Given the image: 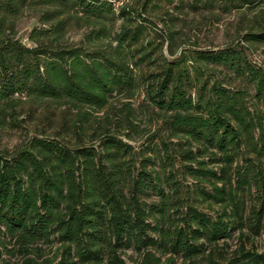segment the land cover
<instances>
[{
  "label": "trees",
  "instance_id": "1",
  "mask_svg": "<svg viewBox=\"0 0 264 264\" xmlns=\"http://www.w3.org/2000/svg\"><path fill=\"white\" fill-rule=\"evenodd\" d=\"M158 1L128 0L116 11L109 0H0V126H16V107L25 105L29 118L49 129L0 151V264H127L120 250L129 248L138 264H160L168 253L195 264L205 242H225L233 230L240 242L231 259L209 252L198 264H264V253L242 241L247 233L264 234L262 117L221 86L193 98L192 77L179 59L167 60L162 50L154 55L171 39L159 31L152 37L158 45L147 41L148 9ZM38 5L47 9L41 18L47 26L29 33V47L15 37V19ZM70 23L90 30L86 47L62 41ZM242 38L264 44V30ZM241 56L233 49L197 54L246 74L264 100V74ZM154 63V70L142 68ZM141 95L143 109L159 110L161 125L177 138V154L187 162L183 172L209 186L197 195L221 206L217 216L177 195L170 143L139 151L128 143L133 137L121 130L137 132L131 102ZM256 128L250 160L241 147ZM193 143L218 152V171L197 159L201 151H192ZM246 194L253 196L249 205ZM54 244L59 259L38 263L41 245ZM4 255H17L19 263Z\"/></svg>",
  "mask_w": 264,
  "mask_h": 264
},
{
  "label": "rangeland",
  "instance_id": "2",
  "mask_svg": "<svg viewBox=\"0 0 264 264\" xmlns=\"http://www.w3.org/2000/svg\"><path fill=\"white\" fill-rule=\"evenodd\" d=\"M160 3V4H159ZM158 6L149 8L147 17L153 21L152 30L149 33L147 41L159 44L160 40H153L155 32L161 31L166 35L170 34L171 39L167 42L163 41L162 48L155 49V56L159 55V50L167 60L179 59V66L186 70L192 77L191 89L189 92L196 99L197 93L202 92L209 95L210 87L221 86L228 89L232 93H238L242 97V102L251 113L255 116H261V121L264 122V100L256 95L254 85L249 80L246 74H237L235 71L213 63H207L197 57L201 51H217L225 49H233L241 52V60L248 62L253 67L259 69L264 74V44L245 41L242 37L248 32H256L264 30V0H159ZM46 8L38 5L26 8L15 19V37L24 45L32 47L34 43L29 39V33L33 29L44 28L47 25L41 23L43 13ZM90 30L85 27L68 24L67 31L62 41L68 46L86 47L85 36ZM159 47V46H158ZM169 51H172L171 55ZM157 64L143 65V69L154 70ZM204 87V88H203ZM143 95L133 98L131 105L135 111V123H137V132L121 130L123 133L129 132L133 137L128 140L136 151L145 147L148 143H158L164 140L170 143L172 154L175 156L174 176L180 179V188L177 195L182 198L184 204L186 201L192 203L199 211L207 213L213 217L221 212V206L212 202V200H199L198 191L201 187L206 186L204 182H198L190 177L183 167L187 162L182 160L181 155L177 152L180 150V145H177V138H171L170 132L161 125L159 110L151 106L144 110L142 105ZM145 103V102H144ZM40 109H38L39 112ZM17 116L14 123L16 126L5 125L0 126V151L11 152L20 147L22 143L34 131H39L41 128L49 133V129L45 127L42 121H36L29 118L27 107H16ZM44 125V126H43ZM39 136L41 134L38 133ZM259 138L258 129L253 131V139L244 143L241 151L244 157L253 160L256 152L253 149L255 141ZM125 140V139H124ZM200 148V153L197 159L203 160L205 166L218 171L219 164L217 157L219 154L216 150H203L201 146L193 143L192 151H197ZM210 151H214L216 155H212ZM260 158L264 161V154ZM240 165H245L239 159ZM194 165V164H193ZM195 166V165H194ZM209 186H206V190ZM255 196V193L252 194ZM252 195H247L245 198L246 205L253 202ZM247 233V230H244ZM248 238H242L246 249H256L257 252L264 253V234L252 236L247 233ZM1 237V235H0ZM8 240V239H6ZM239 232L233 230L231 236L225 239V242L219 241L217 245H209L204 243L205 252L199 255L194 263H202L209 252H212L214 257L219 261L227 262L234 255V252L239 245ZM11 247V246H9ZM57 244L52 246L41 245L42 257L38 258V263L46 258H54V263L59 259L54 257ZM219 252L222 256L219 255ZM155 253H157L155 251ZM120 255L127 264H138L139 255L133 249H121ZM10 262H18V256L13 257L4 255ZM167 257L172 260L168 261ZM191 264L188 261H183L178 255L165 254L161 256L160 264Z\"/></svg>",
  "mask_w": 264,
  "mask_h": 264
},
{
  "label": "built area",
  "instance_id": "3",
  "mask_svg": "<svg viewBox=\"0 0 264 264\" xmlns=\"http://www.w3.org/2000/svg\"><path fill=\"white\" fill-rule=\"evenodd\" d=\"M109 1L112 3L114 9L117 11L119 7H121L128 0H109Z\"/></svg>",
  "mask_w": 264,
  "mask_h": 264
}]
</instances>
